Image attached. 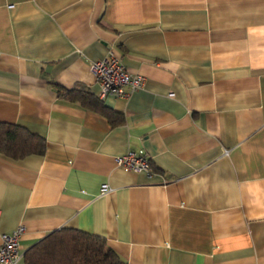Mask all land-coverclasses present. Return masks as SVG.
<instances>
[{"label":"crops","instance_id":"obj_1","mask_svg":"<svg viewBox=\"0 0 264 264\" xmlns=\"http://www.w3.org/2000/svg\"><path fill=\"white\" fill-rule=\"evenodd\" d=\"M110 53L144 78L128 99L99 97ZM0 123L46 140L0 154V244L70 228L127 264H264V0H0Z\"/></svg>","mask_w":264,"mask_h":264},{"label":"trees","instance_id":"obj_2","mask_svg":"<svg viewBox=\"0 0 264 264\" xmlns=\"http://www.w3.org/2000/svg\"><path fill=\"white\" fill-rule=\"evenodd\" d=\"M60 99L95 110L112 120L114 113L83 87L66 90L52 83ZM46 140L17 125L0 123V154L13 159L43 156ZM24 264H127L107 245L104 238L64 228L48 234L24 254Z\"/></svg>","mask_w":264,"mask_h":264},{"label":"built area","instance_id":"obj_3","mask_svg":"<svg viewBox=\"0 0 264 264\" xmlns=\"http://www.w3.org/2000/svg\"><path fill=\"white\" fill-rule=\"evenodd\" d=\"M91 71L100 86L99 97L102 99L107 96L128 99L144 86V78L131 74L113 53L94 62ZM117 165L127 172L152 173L151 160L144 151L128 152L117 158ZM110 190L108 185H104L102 194ZM23 233L24 228L20 227L12 233L2 235L0 264H16L23 260L24 254L20 244Z\"/></svg>","mask_w":264,"mask_h":264}]
</instances>
